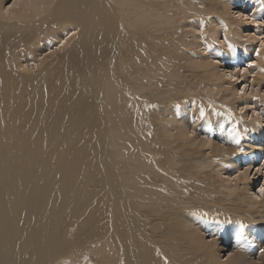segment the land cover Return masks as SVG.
I'll return each mask as SVG.
<instances>
[{
	"label": "bare ground",
	"instance_id": "1",
	"mask_svg": "<svg viewBox=\"0 0 264 264\" xmlns=\"http://www.w3.org/2000/svg\"><path fill=\"white\" fill-rule=\"evenodd\" d=\"M6 1L0 264H264L255 179L218 174L264 158V127L235 106L264 113V40L235 42L233 0ZM238 1L264 26L258 0Z\"/></svg>",
	"mask_w": 264,
	"mask_h": 264
},
{
	"label": "rangeland",
	"instance_id": "2",
	"mask_svg": "<svg viewBox=\"0 0 264 264\" xmlns=\"http://www.w3.org/2000/svg\"><path fill=\"white\" fill-rule=\"evenodd\" d=\"M15 1H17V0H15ZM13 2H14V0H7L6 3L4 4V10L6 11V10L10 9V7L14 8ZM212 2L217 4L215 0H213ZM231 4H235V5H230V11L233 12L232 15H231L232 19L235 18L236 22L240 23L237 26V28H239V30H241L240 36H237V35L234 36L235 42L236 43L239 42V43L251 45V47L255 48V50L257 48L259 49V43L264 40V38H263V36H264V26H261V27L260 26H252V25H255L256 22H250L254 18V16L256 15L255 7L252 6V7H250L248 9V5H246L244 3V1H238V0H233ZM234 7H236V8H234ZM260 8L261 7H258V9H260ZM246 9H248V11L244 12V10H246ZM236 10H239V12L241 11V16H237L238 13L234 14V12H236ZM261 20H264V13L261 15ZM241 21H243V23ZM261 25H264V23H262ZM257 31H262L263 36H260L258 38L256 37L255 39H249V38L245 37V34H257L256 33ZM222 39H223L222 35H219L218 36V40L222 41ZM61 44H62V40L60 42H57V43L53 44L52 45L53 47L51 49H56ZM213 44H214V46L220 48L221 50L222 49H226V47H224L217 40H215L213 42ZM262 47H263V45L261 46V48ZM47 50L48 49H43L42 51L37 52V55L33 59L35 61L32 62V63L34 65H36L37 61H41L42 58L45 55H48L47 53L49 52V50L48 51ZM197 50L200 53H204L203 47H198ZM237 53H238V59H236L234 61V63H236V62L240 63L239 66L242 67V66H244V64H246L245 60L247 59V57H243L245 55V52L241 48L237 49ZM219 59L222 60V58H219L218 56H216V60H214V62H216L215 65H220V62H222V61H219ZM31 66L32 65H30L29 68H31ZM223 66H224V63H223V65H221L219 67L217 66L218 67L217 69L221 73H223L222 72V68H221ZM246 66L247 65H245V67ZM18 69L20 71L24 72L23 65H20L18 67ZM248 69L252 70V71L248 72V73L246 72V74H244V75H245V78H247V82L249 84L250 81L252 80V77H253L252 75L256 72V68L254 67V65H252ZM186 73H187L188 76H190L192 78L195 77V74L191 75L190 71H187ZM242 73H243V71H241L238 75L241 76ZM242 77H239V79H238L239 82L235 81L237 83V85H238V90L237 91L241 92V95H240L241 97H242V94H243L244 91H245V94H243V95L249 94V92L251 91V87L250 86H246L247 84H245V87H244V84L241 83L242 82V79H241ZM240 79H241V81H240ZM226 85H228V84H226ZM242 87H243V89H242ZM261 87H262L263 90L260 93L256 92L257 96L264 94V85L260 86L259 90H260ZM254 88L257 89V87H254ZM237 98H238V102L235 103L237 114L239 116H243V115L245 116L246 115L245 118H244V119H246V122L249 121V123L253 124L255 127H258L259 129H262V127H264L263 126L264 125V113L260 109L261 106L258 108V107H256V105L253 104V105H249V106H246V107H245V105H242L243 107H241L240 103L244 102L245 99L242 98V100L239 101L240 97L238 96ZM248 99L251 100L252 98H248ZM255 107H256V112H254V108ZM255 119H257V121H255ZM192 126H193V124L190 127H192ZM207 129H208L207 131H209V128H207ZM201 131H202V127H201ZM189 135H192V134L189 133ZM201 135L204 136V133H201ZM260 157H258L256 159V161L250 166L247 164L246 160H242V161H239V163L236 164V165L231 164L230 166H226L224 168H221L219 170V173H218L219 177L221 179H224L226 182L228 181L229 182L228 184H233L236 180H238L239 176H241L243 179H245L246 176H248V178H250V179L251 178L255 179V182L253 183V185L249 186L250 187V189L248 191V194L250 195L249 197H251L253 199H255V198L262 199V197H264V191H261V189H264V158L260 159ZM227 251H230V248L227 249ZM227 251H224V252L221 253V256H222L223 259L227 258L226 257V254L228 253Z\"/></svg>",
	"mask_w": 264,
	"mask_h": 264
},
{
	"label": "snow or ice",
	"instance_id": "3",
	"mask_svg": "<svg viewBox=\"0 0 264 264\" xmlns=\"http://www.w3.org/2000/svg\"><path fill=\"white\" fill-rule=\"evenodd\" d=\"M258 2L261 3L262 7H264V0H258ZM229 46L232 47L231 45H229ZM203 115H204V113H203V111H201V116H203ZM239 136H240L239 132H235V135L232 138L231 142L234 144H239V142H240ZM261 191H264V189H261ZM240 227L243 228L244 226L241 224Z\"/></svg>",
	"mask_w": 264,
	"mask_h": 264
}]
</instances>
